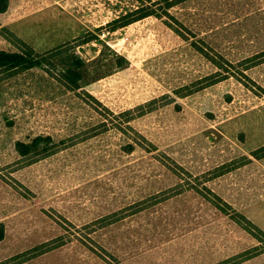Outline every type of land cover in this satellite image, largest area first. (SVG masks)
Segmentation results:
<instances>
[{
  "label": "rangeland",
  "instance_id": "1",
  "mask_svg": "<svg viewBox=\"0 0 264 264\" xmlns=\"http://www.w3.org/2000/svg\"><path fill=\"white\" fill-rule=\"evenodd\" d=\"M9 2L0 51L90 33L78 55L106 43L129 65L77 91L60 68L0 69V264H264L248 223L264 231V169L245 160L264 146V0H192L172 10L188 29L148 17L115 31L137 0ZM39 135L49 151H16ZM49 242L64 245L33 256Z\"/></svg>",
  "mask_w": 264,
  "mask_h": 264
},
{
  "label": "trees",
  "instance_id": "2",
  "mask_svg": "<svg viewBox=\"0 0 264 264\" xmlns=\"http://www.w3.org/2000/svg\"><path fill=\"white\" fill-rule=\"evenodd\" d=\"M192 0H137L140 4L137 8L130 10L127 14L119 17L114 20L110 25L112 26V31H115L119 28H123L125 26L131 25L137 21L146 19L148 17H156L158 19H163L164 17L173 18L182 28L188 29L184 23L179 22L173 15L172 10L183 3L191 2ZM9 0H0V14L6 12L9 8ZM168 22V21H166ZM174 31L182 36V38L188 40V38L184 35L182 30L179 27L174 25L171 26ZM100 40L98 37L91 35L90 33L83 37L78 38L73 43L69 44H61L55 48L50 50L39 52L34 47L27 45L24 43L25 48L21 49L17 52H9V51H0V69L5 70H30L34 68H42L51 67V68H60L61 76L59 78V82L65 86L68 90L77 91L81 88V84L87 81H96L101 79L107 75H110L114 70H123L128 67L129 61L122 55L113 51L109 45L104 44V49L102 54H100L94 61L88 63L85 59H83L80 55L76 53L74 50V45L76 42H80V45L89 43L93 39ZM108 50L109 53H104V51ZM200 53L207 58H211L209 53H206L204 49H200ZM212 63L216 66L218 65L214 58L210 59ZM95 65L96 68L94 70H90V67ZM226 76H222L216 79V75H212L209 77V83L207 86L214 85L224 79ZM126 116L127 122H131L133 118V110H128L124 114ZM105 125V123H102ZM53 141L51 136L48 135H39L35 137L32 141L26 142H17L16 143V151L22 156H28L33 152H37L41 148L45 150V152L49 151ZM137 143H129L127 146V150L129 153H132ZM264 159V146L258 150L253 151L250 156L246 157V162H252L253 160H261ZM225 174L221 172L218 176ZM212 193L211 191H209ZM217 197L218 202L222 203V198ZM221 205V204H220ZM246 219V217H244ZM248 220V219H246ZM118 220H111L106 222L100 228H104L112 223L117 222ZM248 223L254 227V230L260 234V238L264 237V231L255 226L250 220ZM5 238V226L4 224H0V242ZM64 244H56L55 242L46 243L40 247H36L33 252L34 257H38L44 255L46 253L52 252L55 249L63 246ZM258 253L253 256H247L243 261H247L257 256Z\"/></svg>",
  "mask_w": 264,
  "mask_h": 264
},
{
  "label": "crops",
  "instance_id": "3",
  "mask_svg": "<svg viewBox=\"0 0 264 264\" xmlns=\"http://www.w3.org/2000/svg\"><path fill=\"white\" fill-rule=\"evenodd\" d=\"M255 162H256V164H259V165L264 169V159H261V160H255ZM251 178H252V177H251ZM258 181H260V180L258 179V180L256 181V182H257V185L259 184ZM260 184H262L263 187H264V177H262V179H261V183H260ZM252 190H253V186H252ZM261 194L264 195V192L261 193ZM251 209H252V207H249V208L242 207V209H240V210H241V212L244 213V214H245V211H247L246 214H245L246 217L252 219V217H251V213L254 214V213H255V210H254V209L251 210ZM252 220H253V219H252Z\"/></svg>",
  "mask_w": 264,
  "mask_h": 264
}]
</instances>
